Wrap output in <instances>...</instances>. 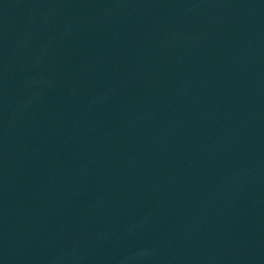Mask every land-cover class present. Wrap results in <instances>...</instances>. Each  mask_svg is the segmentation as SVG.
<instances>
[{"label":"water","instance_id":"obj_1","mask_svg":"<svg viewBox=\"0 0 264 264\" xmlns=\"http://www.w3.org/2000/svg\"><path fill=\"white\" fill-rule=\"evenodd\" d=\"M0 264H264V0H0Z\"/></svg>","mask_w":264,"mask_h":264}]
</instances>
